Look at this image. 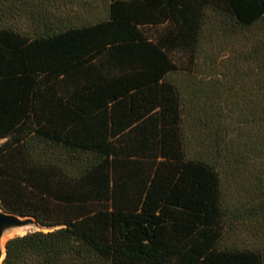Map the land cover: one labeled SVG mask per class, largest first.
Masks as SVG:
<instances>
[{
    "label": "trees",
    "instance_id": "16d2710c",
    "mask_svg": "<svg viewBox=\"0 0 264 264\" xmlns=\"http://www.w3.org/2000/svg\"><path fill=\"white\" fill-rule=\"evenodd\" d=\"M1 264H264V0H0Z\"/></svg>",
    "mask_w": 264,
    "mask_h": 264
},
{
    "label": "water",
    "instance_id": "95a60500",
    "mask_svg": "<svg viewBox=\"0 0 264 264\" xmlns=\"http://www.w3.org/2000/svg\"><path fill=\"white\" fill-rule=\"evenodd\" d=\"M29 223L34 224L37 228H39L37 222L33 218L19 217L14 213L4 211L0 208V264L5 255V242L10 238L8 237L3 239V232Z\"/></svg>",
    "mask_w": 264,
    "mask_h": 264
},
{
    "label": "bare ground",
    "instance_id": "6f19581e",
    "mask_svg": "<svg viewBox=\"0 0 264 264\" xmlns=\"http://www.w3.org/2000/svg\"><path fill=\"white\" fill-rule=\"evenodd\" d=\"M29 226L11 228L3 232V239L13 236L14 234H19L25 232Z\"/></svg>",
    "mask_w": 264,
    "mask_h": 264
},
{
    "label": "rangeland",
    "instance_id": "374dc122",
    "mask_svg": "<svg viewBox=\"0 0 264 264\" xmlns=\"http://www.w3.org/2000/svg\"><path fill=\"white\" fill-rule=\"evenodd\" d=\"M23 226H29V228H28L25 232H23V233H19V234H14L13 236H15V235H21V234H24V233H26V232H28V231L38 229L37 226H35L34 224H31V223H29V224H25V225H22V226H20V227H23ZM11 237H12V236H11Z\"/></svg>",
    "mask_w": 264,
    "mask_h": 264
}]
</instances>
